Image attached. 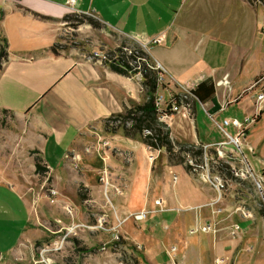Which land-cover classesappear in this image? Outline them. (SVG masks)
<instances>
[{"label":"crops","instance_id":"crops-1","mask_svg":"<svg viewBox=\"0 0 264 264\" xmlns=\"http://www.w3.org/2000/svg\"><path fill=\"white\" fill-rule=\"evenodd\" d=\"M74 11L94 14L122 36L141 38L163 71L162 87L169 95L181 92L185 85L192 89L206 82L201 90L205 95L206 88L214 86L212 98L202 102L195 96L188 114L185 109L173 114L170 121L175 137L203 146L217 143L225 140L218 133L223 131L220 125L224 119L256 114L244 139V145L255 147V154L246 146L244 149L253 163L264 168V141L260 135L253 140L249 135L252 127L263 130L264 100L258 112L257 96L264 92V5L248 0H76L74 4L66 0H0V39L6 36L9 48V58L0 69V109L12 113L22 124L17 127H21L18 134L9 132L5 152L13 162L19 145L26 147L28 160L30 149H38L48 168L46 173L52 177L54 195L68 197L73 188L83 186L88 198L83 200L87 208L83 215L80 213L82 221H95L105 211L111 225L117 220L116 214L126 217L143 209L156 214L166 209L165 204H176L179 199L163 188L157 161L162 157L165 166L178 164L170 163L167 153L152 160L151 150L142 140L125 135L123 129L106 128V118L121 112L134 99H142L143 87L136 77L118 73L100 61H90L75 50H53L65 14ZM80 30L95 34L90 23H84ZM159 36L164 37L163 41H154ZM227 126L236 131L231 124ZM103 140L109 144L103 145ZM210 149L216 151L215 147ZM104 168L108 170V192L100 178ZM24 191L30 193V188ZM104 193L108 201L102 197ZM215 194L210 193V198L199 206H210ZM232 201L222 202L225 210L221 213L211 209L195 214L196 222L218 223L212 241L209 236H201L193 247L186 241L187 250L172 253L173 248L167 249L169 260L163 264H214L215 258L222 255L233 257L226 264H236L242 247L249 253L243 255L242 263L264 264L262 235L247 229L239 238H226ZM132 218L122 224V234L134 241L129 227ZM81 230L87 231L90 263L105 264L106 260L99 261L101 255L115 253L103 251L101 245L110 241L112 234ZM26 243L14 249L13 257L23 253L21 248ZM138 243L143 247L137 251L142 264H160L157 243Z\"/></svg>","mask_w":264,"mask_h":264},{"label":"rangeland","instance_id":"rangeland-1","mask_svg":"<svg viewBox=\"0 0 264 264\" xmlns=\"http://www.w3.org/2000/svg\"><path fill=\"white\" fill-rule=\"evenodd\" d=\"M254 4L264 5V0H254ZM70 15L69 19L63 20V29L58 36L57 46L59 51L70 52L75 50L88 60L100 61L104 65L109 66V68V63L113 61L127 69V72L121 74L136 77L140 85L143 83L142 71L144 69L154 70L160 68L151 55L150 57L152 60H149L141 53L140 49L147 51L146 45L140 41L141 38L118 34L106 27L92 13L74 11L70 12ZM80 19L85 20V22L78 23ZM90 21H92V23ZM84 23H90V25H92L95 31L93 36L91 34L87 35L80 30V27ZM163 39L164 37L158 42L163 41ZM143 42L145 43V40H143ZM1 43L2 41L0 39V44ZM132 56L136 57V59ZM223 81L224 83H228L226 78H224ZM181 88L183 89L181 92L175 93L183 94L186 92L185 89H188L189 86L185 85ZM158 94H162L166 98L169 96V93H167L162 86H160ZM262 94H264V92L259 93L257 96L258 112L262 109V102L264 99L261 101L259 100ZM194 97L195 96L191 93H185V97L182 101L183 108L181 110H171L164 114L160 113L161 109L157 108V127H159L160 131L169 134L174 144V153L180 154V156L184 158L183 162L178 165L165 166L162 164L163 159L161 157L167 153L165 146H149L151 154L156 155V157H161L157 163L161 172L160 179L163 188L169 192V195L173 194L177 197L179 201H177L176 204H165L166 209L156 214L153 210L149 211L143 218H146V220L135 218L134 215L140 211L129 214L126 217H120L123 225L131 217L135 219L132 218L129 221V227L131 228L132 236L136 239L132 241L127 235L124 233L122 234L125 226L122 227L121 224L117 229L113 230L115 234L119 235L117 241L112 243L109 241L103 242L101 245L103 251L110 249L113 251L112 253L115 254L105 253L101 255V259L99 260L100 263L106 260L105 264H119L121 262L124 264H142V260L139 258L141 255L137 251L141 250L143 247L141 246L142 243L139 244L138 242H145V240L150 241L152 244H158L157 247L161 250L159 257L160 264L169 260L167 249L171 250V248L175 247L176 249H173L174 251H172V253L179 251V249L181 251L187 250L189 247H185V242L187 241L190 247H193L195 240L199 239L201 236H209L212 241V233L217 232L219 229L218 223L216 224V222L213 221L196 222L195 214H200V211L202 213L211 209H216L218 213H221L225 210L222 202L226 199H228V201L233 200L232 202H234V208L229 213V216L231 215L230 226L227 232H225V234L229 236L226 238L229 239L231 235L234 237L232 231H234L235 236L239 238L238 236L245 233L247 229H250L249 231L252 229L256 235H262L264 237V197L260 194L258 187H256L251 177L235 176L231 174L233 168L243 167L245 164L244 158L252 165L255 172L259 173V171L262 170L261 167L253 163L252 161L254 160L245 153L244 148L246 146L253 155L255 154V147L252 144L248 143L244 145L246 135L238 137L241 148L233 143L221 144V141L213 144H206L209 145L208 147L202 145L204 150L203 162H201L200 157H193L189 153L191 150L197 149V147L194 146L195 142H190L174 136L170 121L173 114L183 111L184 109L188 114V111L191 110L194 104ZM147 100L148 97L143 87L142 99H134L128 103L121 112L118 111L114 113L115 116H118L120 113H123L125 116H114V119L111 120V125L114 127V130L119 128L122 129V124L130 127L134 123L132 119L134 115H143L145 113L146 110L143 109V106L147 103ZM157 105L163 108L164 102L156 103V106ZM256 116L255 114L254 117L256 118ZM249 117L251 116H247L241 120H246V118ZM16 121L17 119L12 113L0 109V264H44L43 262H38L40 259L38 255L39 247L47 243L49 244L57 237L58 233L54 231L58 230L62 223L67 225L71 223H85L88 224V227L84 225L85 227H82L83 229L87 228L89 231H106L100 227L95 229L92 226L102 214H107L106 217L108 216L107 219L109 222V215L104 211L97 216L95 221H82L84 218L81 216L87 208L83 204V200L88 198L87 190L83 186H79L78 189L76 187L73 188L72 191L68 192V197L54 195L55 190L52 189V177L46 172L38 173L36 171L35 162L42 160L38 149H30L29 154L31 160H28L26 147L19 145L20 151L15 154L16 161H10L11 158L7 157L8 153L5 152L6 149L4 145L6 146L10 131L13 135H16L18 134L17 132L21 130V127H17L22 124ZM254 121L255 120L251 123ZM6 126L13 127L8 128ZM261 127L263 128L262 131H260V129H254V127L251 128V134L249 133V135L252 140L260 135L262 141H264V120L262 121ZM226 128L230 133L236 134V131H234L232 127L227 126ZM156 132L159 131L151 128H146L144 131V133H151L154 135H156ZM218 133L219 138H225V140H227L226 134L223 131ZM106 142L109 144L107 140H103V145H105ZM180 143H182V146H180ZM185 143H187V145L184 146ZM250 146H252L254 150H251ZM182 147L191 150H183ZM210 147H215L216 151H211ZM222 148L226 150V156H219V150ZM22 149L25 150V154L22 153ZM17 158L20 160H17ZM200 162L201 164H199ZM187 164L194 166L189 172L197 177L200 176L206 168H209L212 174H221L224 180L227 181L226 188L222 190V198L218 201L215 200L217 196L216 192L214 199L209 203L211 204L210 206L207 205L203 208L199 206V204L210 198V193L214 194L216 190L215 188V191L210 190L209 184L198 180L199 178L196 179V177L191 176L184 168ZM175 174L178 175L177 181H174ZM211 187L213 186L211 185ZM26 188H30V193L24 191ZM198 192L203 193V196H199ZM102 197L108 201L105 193L102 194ZM60 198H62L63 201H60ZM64 204H67L66 207L63 206ZM68 206L72 207V213L68 211ZM244 210L249 211V217L243 216L242 212ZM80 213H82V215H80ZM152 215L155 217L152 218ZM249 220L252 221L250 226H248ZM154 223L156 224L155 227L153 226ZM112 224L116 225L117 220L115 223H111V225ZM205 224H210L211 226L208 231L198 230L190 233L189 230L191 228ZM235 224L240 226L238 230L235 229ZM86 233L87 231L85 230L77 229V234L69 236V240L66 241L65 247L51 254L54 259L53 264H91L90 257L88 256L90 253L86 254V252L90 250V246L85 242ZM23 242H27V245L21 248L23 253L21 252V255H18L19 257H13L14 249ZM246 244L249 245V242ZM238 251L240 258L237 259L236 264H243L244 262H241V260L245 259L243 255L249 253L245 247H242V250L239 248ZM231 260H233L232 256H230V260L227 262L230 263ZM189 263L195 262L189 260Z\"/></svg>","mask_w":264,"mask_h":264},{"label":"built area","instance_id":"built-area-1","mask_svg":"<svg viewBox=\"0 0 264 264\" xmlns=\"http://www.w3.org/2000/svg\"><path fill=\"white\" fill-rule=\"evenodd\" d=\"M66 2L68 4H74L76 0H66ZM162 37L163 36H159L154 41L158 42L159 40L162 39ZM162 80H163V73L160 76V81ZM190 90L191 88L185 89L186 92H184L183 94L181 93L182 95L178 101L174 98L172 93L169 95L168 98H166L162 94H158V97L156 98V103L158 104V103L164 102L163 108L157 105L158 109H161L160 113L166 114L167 112L171 110H181L183 108L182 101H183V98L185 97V93L187 92L190 93ZM259 98H260L259 99L260 101L263 100L264 94H262ZM253 120H255L254 116L246 118V120H241L238 117L224 119L222 125L220 126L223 132L226 134L227 140L221 141V144L233 143L241 148L240 140L238 137L245 135L246 127L250 125ZM229 124H231L235 128L236 134L230 133L227 130V128H225ZM106 144L107 142L105 143V145ZM208 146L209 145H206V147ZM250 147H251L250 148L251 150H254L252 146ZM219 153H220L219 156H226L225 155L226 150L224 148L220 149ZM149 157L150 159L153 160L155 159L156 155L150 153ZM244 163L245 164L241 168H233V171H232L233 174L235 176L251 177L253 181L255 182L256 187H258L260 194L264 197V168H262V170H260L259 173H257L255 172V169L252 167V165H250V163L248 162L246 158H244ZM107 174H108V170L104 168L103 173L100 178L105 183V192H108V188H109V180H108ZM200 177L204 182L211 184L213 188H215L217 192V196L215 200L218 201L219 199H221L223 196L222 190L225 189L227 185V181L224 180V177H222V175L219 173L212 174L209 168H206V170L201 173ZM175 179H177V175H175ZM117 191L120 192L119 188H117ZM67 209L70 213L73 212L71 206H68ZM148 213H149V210L144 209L140 211L139 213H136L134 216L137 219H143ZM242 213L244 217H249V211L244 210ZM106 215L107 214H102V216L96 221V223H94L92 227H94L95 229H98V227H100L101 229L106 230L107 232H110L112 234L113 230L117 229L123 222H122V219L116 216L117 224L108 225V219H107L108 216L106 217ZM84 225H87L88 227V224H85V223L84 224L83 223H71L69 225H61V227H59L58 230L54 231L55 233H58L57 237L53 239L49 244L47 243L39 247L38 255L40 256V259L38 262H43L44 264H53L54 259L51 254L62 250L63 247H65L66 241L69 240V236H71L72 234H77V229L78 230L83 229L82 227H85ZM239 227L240 226L238 224H235V229L238 230ZM210 228H211L210 224L199 225V226L191 228L190 232L193 233L198 230L208 231ZM232 233L234 237H236L234 231H232ZM118 238H119V235L113 232L112 239L109 242L111 243L115 242L117 241ZM173 249H176V248L173 247ZM228 260H230V257L228 255L217 256L214 260V264H225ZM119 264H124V263L121 262Z\"/></svg>","mask_w":264,"mask_h":264},{"label":"trees","instance_id":"trees-1","mask_svg":"<svg viewBox=\"0 0 264 264\" xmlns=\"http://www.w3.org/2000/svg\"><path fill=\"white\" fill-rule=\"evenodd\" d=\"M248 1L254 4V0H248ZM70 16H71L70 13L65 14L64 19L67 20L70 18ZM1 19H2V12L0 13V23H1ZM83 22H85V20L80 19L78 21V23H83ZM90 22L92 23V21ZM1 41L2 43L0 44V69H2L4 63L9 58V48H8L7 37L2 36ZM52 48L54 51H59L57 44L53 45ZM140 50H141V53L146 56V58H148L149 60H152L150 57V54L147 51H144L143 49H140ZM132 57L136 59V57L134 56ZM109 65H110V68L116 72H119V73L127 72V69H125L123 66L113 61L110 62ZM142 73H143L142 85L144 87L146 96L148 97L147 103L143 106V109H145L146 111L145 113L143 112L144 113L143 115H136V116L134 115L132 117V119L134 120V123L130 127L122 124L123 132L125 133V135L129 137L138 138L142 140L145 144H147L150 147L165 146L169 162L172 164H179V163L181 164L184 158L180 156V154L178 155L174 153V150H173L174 144L171 141L169 134L160 131L159 127H157V116H158L157 108L158 107L156 106L155 100L158 97V90L160 86H162L163 84V82L160 81V76L163 73V71L160 68H156L154 70L144 69ZM205 85H206V82H201L190 90V93L193 96L198 97L202 102L207 100V98H212L215 92L214 86L211 85L206 88L207 92L205 95H203L201 93V90H203V87ZM172 95L178 101L182 94L172 92ZM114 116L115 114H112L110 117L105 119V126L109 130H114V127L111 125V120L114 119ZM123 116L124 114L120 113L118 116H115V117H123ZM146 128L155 129L156 131L158 130L159 132H156L155 133L156 135L151 134V133H144ZM185 145H187V143H185L184 146ZM180 146H182V143H180ZM194 146L197 147V149L191 150L189 148L185 149L184 147H182V149L188 150V151L191 150L189 153L193 157H197V156L200 157L201 162H203V152H204L203 146L200 145L199 143H194ZM201 162L199 164H201ZM35 163H36V171L38 173L46 172L48 170L47 166H45L46 164L43 163L42 160L36 161ZM193 167H194L193 165L187 164L185 166V169L187 171H191ZM229 169L231 170L230 167ZM231 174L233 175L232 172Z\"/></svg>","mask_w":264,"mask_h":264},{"label":"water","instance_id":"water-1","mask_svg":"<svg viewBox=\"0 0 264 264\" xmlns=\"http://www.w3.org/2000/svg\"><path fill=\"white\" fill-rule=\"evenodd\" d=\"M1 254V253H0Z\"/></svg>","mask_w":264,"mask_h":264}]
</instances>
